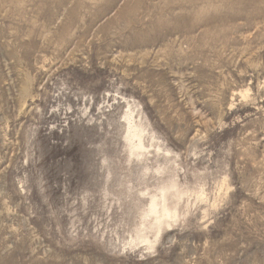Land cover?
Masks as SVG:
<instances>
[{
    "label": "rangeland",
    "instance_id": "obj_1",
    "mask_svg": "<svg viewBox=\"0 0 264 264\" xmlns=\"http://www.w3.org/2000/svg\"><path fill=\"white\" fill-rule=\"evenodd\" d=\"M0 264H264V0H0Z\"/></svg>",
    "mask_w": 264,
    "mask_h": 264
},
{
    "label": "bare ground",
    "instance_id": "obj_2",
    "mask_svg": "<svg viewBox=\"0 0 264 264\" xmlns=\"http://www.w3.org/2000/svg\"><path fill=\"white\" fill-rule=\"evenodd\" d=\"M130 135H131V134H130ZM136 139H137V137H136ZM131 140H132V139H131ZM140 140H141V139H140ZM133 141H134V139H133ZM141 144H142V143H141ZM141 144H140V145H141ZM136 146H137V145H136ZM138 147H139V146H138ZM142 147H143V146H142Z\"/></svg>",
    "mask_w": 264,
    "mask_h": 264
}]
</instances>
